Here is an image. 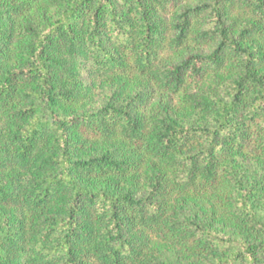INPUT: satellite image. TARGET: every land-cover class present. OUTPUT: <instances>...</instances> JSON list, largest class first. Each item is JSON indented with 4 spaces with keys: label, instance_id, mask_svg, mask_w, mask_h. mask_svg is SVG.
<instances>
[{
    "label": "trees",
    "instance_id": "trees-1",
    "mask_svg": "<svg viewBox=\"0 0 264 264\" xmlns=\"http://www.w3.org/2000/svg\"><path fill=\"white\" fill-rule=\"evenodd\" d=\"M249 159L264 0H0V264H264Z\"/></svg>",
    "mask_w": 264,
    "mask_h": 264
},
{
    "label": "rangeland",
    "instance_id": "rangeland-1",
    "mask_svg": "<svg viewBox=\"0 0 264 264\" xmlns=\"http://www.w3.org/2000/svg\"><path fill=\"white\" fill-rule=\"evenodd\" d=\"M108 87L107 84H98L94 88V96L97 99H102L104 96L103 90ZM247 166L256 174L264 169V166H261V164L254 159H249L247 161ZM221 176L223 181L220 183L218 190L213 193L201 192L194 195V199H190L187 204H185V213L189 215L192 214V211H198L199 214H203L212 220L215 225L228 229L229 227H233V223L228 219L230 213V203H228V200L232 199L233 194L231 192L228 175L222 173ZM171 248L173 250L174 248L180 249L181 247L177 243H172ZM173 251L175 252L176 250Z\"/></svg>",
    "mask_w": 264,
    "mask_h": 264
}]
</instances>
